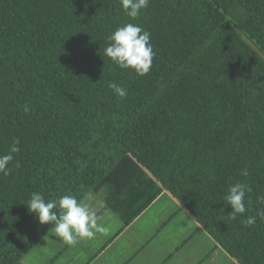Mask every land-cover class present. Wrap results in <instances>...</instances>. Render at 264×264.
<instances>
[{
    "label": "trees",
    "instance_id": "trees-1",
    "mask_svg": "<svg viewBox=\"0 0 264 264\" xmlns=\"http://www.w3.org/2000/svg\"><path fill=\"white\" fill-rule=\"evenodd\" d=\"M127 23L151 33L143 77L104 55ZM14 138L0 264H20L53 228L29 212L32 193L103 192L124 228L163 190L238 264H264V222L242 223L264 208V0H150L135 19L119 0H0V155ZM235 183L250 191L231 219Z\"/></svg>",
    "mask_w": 264,
    "mask_h": 264
},
{
    "label": "crops",
    "instance_id": "crops-1",
    "mask_svg": "<svg viewBox=\"0 0 264 264\" xmlns=\"http://www.w3.org/2000/svg\"><path fill=\"white\" fill-rule=\"evenodd\" d=\"M91 204L107 233L70 246L52 228L20 264H238L165 190L124 228L103 196Z\"/></svg>",
    "mask_w": 264,
    "mask_h": 264
},
{
    "label": "clouds",
    "instance_id": "clouds-1",
    "mask_svg": "<svg viewBox=\"0 0 264 264\" xmlns=\"http://www.w3.org/2000/svg\"><path fill=\"white\" fill-rule=\"evenodd\" d=\"M119 2L125 14L135 19L141 10L148 7L150 0H119ZM150 37L151 33L142 27L127 23L116 28L107 37L109 43L104 49V55L119 68L133 70L137 76L143 77L150 72L155 56ZM109 87L118 98L123 99L128 95L127 90L115 82H110ZM23 110L28 113L31 109L25 104ZM20 151V139L14 138L9 145L8 153L0 155V174L5 176L10 174L9 164L14 160V154ZM16 167H19V163ZM241 175L247 176V170H242ZM248 191L250 189L244 183L229 185L224 200L231 206L232 211L228 214L231 219L246 213ZM260 202L264 204V197L260 198ZM27 207L30 213L35 214L40 225L51 224L56 235L70 246L75 245L78 238L93 239L96 233L109 231L108 227L98 222V218L89 207L74 195H63L58 201H46L41 193H32ZM257 218L264 222V208L259 209L256 215L246 217L242 223L245 227H250L257 223Z\"/></svg>",
    "mask_w": 264,
    "mask_h": 264
},
{
    "label": "rangeland",
    "instance_id": "rangeland-1",
    "mask_svg": "<svg viewBox=\"0 0 264 264\" xmlns=\"http://www.w3.org/2000/svg\"><path fill=\"white\" fill-rule=\"evenodd\" d=\"M101 196H103V192H100L99 194H88L83 200L82 203L87 205L88 207H92L95 206V204H91V200L95 199V200H99V198H101ZM99 202V201H98Z\"/></svg>",
    "mask_w": 264,
    "mask_h": 264
}]
</instances>
